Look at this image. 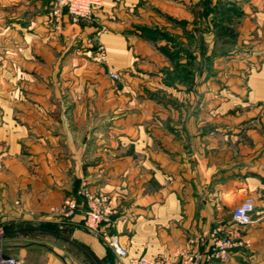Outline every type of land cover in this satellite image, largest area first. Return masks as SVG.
<instances>
[{
    "label": "crops",
    "instance_id": "crops-1",
    "mask_svg": "<svg viewBox=\"0 0 264 264\" xmlns=\"http://www.w3.org/2000/svg\"><path fill=\"white\" fill-rule=\"evenodd\" d=\"M205 2L103 0L86 19L0 0V223L50 222L81 200L75 245L43 243L40 264H116L84 228L83 188L105 194L131 256L172 264L252 197L250 245L221 264H264V0H220L233 22L218 32Z\"/></svg>",
    "mask_w": 264,
    "mask_h": 264
},
{
    "label": "built area",
    "instance_id": "built-area-1",
    "mask_svg": "<svg viewBox=\"0 0 264 264\" xmlns=\"http://www.w3.org/2000/svg\"><path fill=\"white\" fill-rule=\"evenodd\" d=\"M103 0H56L50 11L54 18L60 17L64 10L73 16L90 18L96 8L102 5ZM100 58L107 59L106 50L102 45L98 47ZM112 78L120 80L118 72L110 71ZM82 194L87 203L85 210V223L100 236L113 249L121 259H126L127 264H172V260L164 257H149L147 255L131 256L123 245L118 234H114L106 228L110 221L111 208L107 197L97 195L87 188H83ZM76 197H68L64 200L60 211L71 216L78 209ZM257 221L255 204L252 197H247L233 210L232 222H225L213 226L208 232L198 239L199 244L204 243V248L195 250L177 249L175 256L183 264H221L226 261L234 248H247L250 245L248 239L242 234L243 228ZM104 224V226H103ZM0 264H25L14 255H5L0 251Z\"/></svg>",
    "mask_w": 264,
    "mask_h": 264
},
{
    "label": "rangeland",
    "instance_id": "rangeland-1",
    "mask_svg": "<svg viewBox=\"0 0 264 264\" xmlns=\"http://www.w3.org/2000/svg\"><path fill=\"white\" fill-rule=\"evenodd\" d=\"M219 6H220V0H206L205 2V8L209 10V12L211 11L213 12L211 21L212 24H214L213 27L216 28V32H218L219 30L220 21H226L227 25L233 22L232 15H227V13L221 15L215 14V10L218 9ZM90 18H93V16H91ZM100 45L102 44H99V46ZM98 47H97V51H95V53L93 54V57L95 61L101 63L104 60L100 58V54H99L100 52L98 51ZM213 67H214L213 64H211L212 70ZM174 71H175L174 73L175 76H177L179 79H184L182 67H175ZM169 79L171 78L169 77ZM198 81L196 80V84ZM185 82L190 83L189 78L188 79L186 78ZM217 83L216 84L214 83V85H218ZM190 86L193 87V85ZM190 86L188 88H190ZM95 194L106 197L105 194H100V193H95ZM69 197H75V196L72 195ZM62 204L52 208L51 211L53 216L50 222H46V223L27 222V221H19L15 223L1 222L0 251L5 255H14L19 258L21 257L24 260H26V262H28L29 264H40L42 262L41 259L43 257L42 250H44L42 248L43 243H46L45 245H48L51 248H56V249H59V247L65 245V243H69L70 247H73L75 244L73 243L72 238L67 239L68 238L67 233L68 236H72L73 234V228L75 225L72 223L71 220L77 213L78 209L71 216H67L66 214L60 211V207L62 206ZM84 228L88 230L91 234H93L95 237H97L108 247L109 258L110 257L114 258V263L117 264L120 262L121 258L117 256V254L114 251H113L114 255L112 254L110 250L112 248L109 247V245L105 242L103 238L96 235L95 232L92 231L86 225V223L84 225ZM98 261H99L98 263L101 264L100 260Z\"/></svg>",
    "mask_w": 264,
    "mask_h": 264
},
{
    "label": "trees",
    "instance_id": "trees-1",
    "mask_svg": "<svg viewBox=\"0 0 264 264\" xmlns=\"http://www.w3.org/2000/svg\"><path fill=\"white\" fill-rule=\"evenodd\" d=\"M163 49L166 51V53L168 54V56L170 57L171 60L175 61V60L178 59V56L175 55L174 53H172L171 50H170V48H168V47H167V48L163 47ZM181 65H182V64L177 63V64H176V67H179V66H181ZM75 197H76V196H75ZM77 197H78V195H77ZM77 197H76V198H77ZM77 200H78V205H79V207H80V205H81V200L78 199V198H77ZM79 207H78V209H79Z\"/></svg>",
    "mask_w": 264,
    "mask_h": 264
}]
</instances>
